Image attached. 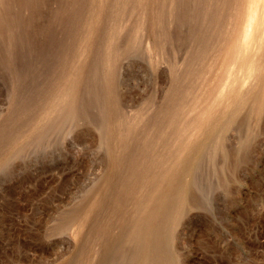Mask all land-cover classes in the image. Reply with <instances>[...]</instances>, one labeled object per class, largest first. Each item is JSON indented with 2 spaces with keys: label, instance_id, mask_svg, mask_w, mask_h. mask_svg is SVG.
<instances>
[{
  "label": "rangeland",
  "instance_id": "374dc122",
  "mask_svg": "<svg viewBox=\"0 0 264 264\" xmlns=\"http://www.w3.org/2000/svg\"><path fill=\"white\" fill-rule=\"evenodd\" d=\"M4 1L5 3H3ZM6 1L9 0H0L2 2L0 6L5 4L2 6L4 10L0 7L3 10V13L0 10V15L1 13L2 15L9 13V17L6 16L8 18L5 15L0 16V19H7V22L2 20L4 23H1L2 21L0 20V29L3 28V31L6 32L5 35L8 34L6 35L8 39L4 36L5 40H7L4 42V38L1 36V33L2 35L4 33L1 29L0 147L3 149H0V264H93L96 260L94 264H120L121 261L122 264H139L137 263L139 261L138 254L142 247H138L141 244L136 240H132L134 238L130 236L122 224V217H119L123 215V210L128 212L133 208L132 199L134 193L120 188L123 186V178L129 172H127V167L132 161L138 159V156L144 157V160L147 158V154L151 156L165 150L164 147L159 146L148 151L141 150V153L139 151L140 147L135 145H140L138 143L139 139H143L145 134L146 137L148 136L146 139H151L153 136L156 139L159 135V129H162L164 124H166L164 128L168 126V118H164L165 114L163 116L165 120L162 121L160 119L162 122L158 118L156 119V115L159 116L160 111L159 113L157 111L156 115L154 112L160 107L159 105H161V112L168 114V108L171 106L176 107L179 104L178 106H182L185 113L191 100L190 93L193 90H197L204 82V79L200 77L205 72L204 69L208 62L206 60L211 58L214 47H211L212 52L209 49L210 55L207 54L206 56L208 58H204L205 56L203 55H206L205 52L209 50H203V52L198 48L203 43L205 35L207 34L206 38L209 37V33H207L208 27L203 22L204 27L198 23L203 20L199 21L202 18L199 13L204 11L203 8L207 9L208 2L206 3V0H200V2L195 0L196 4L193 0H184L183 2L178 0L179 3L182 2L187 6L186 9L183 8L182 3L179 4L177 0H174L175 3L172 4L170 16L168 15L170 6L168 3L165 5L166 8L162 9L165 11H162L163 13L160 15L163 19L161 25L163 32H158L162 35L163 44L165 43L161 47V52L165 56L161 59L160 53L153 47V31L147 29L138 34L136 33L137 14L131 8L132 4H130L135 0H125V6H123L120 18V24L123 23L122 29L116 36L111 35V29L114 24V12L117 4L115 0L106 1L104 22L96 37L88 39L87 42L84 41L82 32L83 26L85 27L84 19L92 11V0H81L80 2L75 0L76 4L74 5H77V2L80 5L85 3L82 6L77 5L78 7H73V0H70L71 2L67 0L65 4L67 6L63 8V13L68 10L66 15H69L70 18L63 13L61 14L64 15V18H69L68 22L73 26L66 19H62L60 12L58 13L57 11V6H63L66 2L65 0H62L64 2L61 0L59 2L57 0H41L43 3L40 4H38L40 0H31V2H36L33 4H36L37 7L33 4L30 5V1L26 5L27 0L20 1L21 6L15 4L17 0H14L15 2L10 0L9 3H6ZM24 1L26 3L22 5ZM192 2L197 6L195 7ZM155 3H158L157 0ZM56 4L58 5L56 6ZM68 4H70V8ZM178 4L180 8H178ZM32 6L37 9L35 10ZM174 7L175 9H173ZM194 7L198 8L196 9L197 11ZM71 8H74V10ZM76 8L80 11L78 12ZM53 9H56L54 11L57 12L52 13ZM75 10L76 12H74ZM31 11L38 12H32V14ZM49 11L51 13L48 14ZM188 12H192V14L189 13L192 16L187 14ZM37 13L39 15L36 16ZM184 13L186 14L183 15ZM34 14L36 21L31 17ZM50 14L55 17L56 22H53L54 20L52 19L54 18L49 16ZM52 14L56 15L53 16ZM57 15H59V18L57 17L56 19ZM71 15L73 17L72 20ZM123 16L126 20L122 19L124 18ZM153 16V11L150 9L147 10L144 18L150 21ZM29 18L32 21L30 20V23H27L26 21ZM179 19L180 22L185 20L182 22V27L180 26L182 23L180 24L178 21ZM57 20H59L58 23ZM188 20L191 22L189 23ZM193 20L198 22L194 23ZM60 21L63 23H59ZM31 23L36 24L35 27L33 24L30 26ZM44 24L46 27L47 25L49 26L46 28ZM194 24L195 27H193ZM191 25L192 27H189ZM197 25L201 26L202 32L199 29L200 26L198 27ZM36 26L39 27V30L38 28L36 29ZM69 27L74 28L75 31L73 30V32ZM187 27L189 30H187ZM29 28L31 30L36 29V31H31ZM171 28H174L172 32L170 31ZM197 28L199 29V34L202 33L201 37L195 35L198 33ZM166 31L170 35L167 43L164 42L163 38ZM191 33L195 37L199 36L200 38H195ZM176 35L177 37H175ZM186 37H188V40ZM193 38L197 41L195 42ZM177 42H180V44ZM83 43L88 47L86 53H82ZM191 48H194L195 51L198 50L197 53L191 52L193 50ZM189 49H191L190 52L188 51ZM76 50L80 55H78L77 59L78 66L87 73H89V69L90 75H86L85 84L82 83L76 87L75 93L78 97V104L75 106V111L77 113H75V117L70 114L71 118H69L68 114L70 112L67 114V111L72 109L73 104L55 96L59 84L68 80L72 73V55L70 54ZM199 51H202L201 54L198 53ZM68 52L69 54H67ZM109 52L112 54L117 52L119 55L115 60L108 61ZM189 53L193 54L190 55ZM172 55L175 57H171ZM199 55L203 58L199 57ZM188 56L190 58H186ZM193 57L194 60L197 59L193 61L194 63L191 62ZM166 58L167 60L165 61ZM62 59L63 61L60 62ZM168 62L171 67L168 66ZM62 63L65 65H62ZM111 64L115 68V73L113 74L109 72ZM200 64L201 67L199 66ZM60 66L62 67L61 70ZM94 67L98 68L96 69L99 73L96 72L97 70L93 71ZM185 68L190 72L186 69L185 74ZM169 69H174L176 74L180 71L182 75H185L182 77L181 74L180 76L178 74L177 78L178 76L180 78L177 79L175 75V79H172L174 78V73L171 75L172 70ZM59 70L62 72V76L58 73ZM194 70L198 72L192 74ZM93 72L96 73L95 77ZM55 73L57 74L56 77L54 76ZM188 74L192 75V77L194 76L192 80ZM89 76H91V80ZM61 78H63L62 81H60ZM92 79H94V82ZM95 79L96 81L98 80L97 83ZM176 79L177 82L175 81ZM54 81L59 82L56 83ZM180 82L183 87H180ZM111 83H113V97L110 96L108 91V86ZM170 84L173 85V89ZM174 86L179 87V89L177 87L178 91ZM185 88H188L186 93L184 92ZM168 91H171L169 92L171 94ZM167 93L170 95L171 100L173 99V105L169 101L168 107L165 103V99L169 96ZM180 95L181 99L179 98ZM112 98H114L115 107L118 110L114 123L115 127L119 130L126 129L129 131V134L126 137H122L118 144L115 143L116 146L113 151L106 143L107 120L108 113L112 108ZM80 99H84L86 102ZM162 100L164 103L161 102ZM174 100H176V105ZM82 103L87 104L85 106ZM162 103L165 105L164 107ZM36 104L37 106H34ZM53 104H57V111L46 114L42 110ZM80 106L82 108L88 107L86 113L83 112L82 108L79 109ZM162 107H167V110L165 111ZM36 109L37 111H35ZM78 109L81 110L82 114ZM172 109L174 108L172 107L169 110L171 111ZM136 110L138 111L136 112ZM262 113H260V116L262 115L264 118V113ZM66 114L68 117L65 116ZM143 114L148 119L153 118L149 123H152L155 119L157 125V121L163 123L167 120V122L159 124L158 128L153 126L154 122L148 124L146 122L148 119ZM242 114L245 113L242 112L233 119L232 123L234 125L231 124L233 127L230 126L221 136H214L215 139L212 138L210 141H213V143H207L205 146L207 150L204 149L206 151L200 154L191 173L185 176L188 184L186 192L188 190L189 193L185 192L186 206L184 205L183 207L182 215L176 221H172L174 223L172 233H174H171L168 237L167 235L161 236V247L155 246L150 251L151 253L160 254L163 245H169L172 248L173 255L170 264H264V127H262L264 126V119L259 116L262 120V125L260 123L261 120L258 119L259 117L255 121L256 118L254 117V119L251 117V120L250 118L248 120L246 115L243 116V120L246 123L248 122V125L249 123L250 125L254 123L249 121H255L252 125L254 126L253 131L251 129L252 126L250 128L244 127L245 123L241 121ZM77 115L79 116L76 117ZM141 116L145 118H140ZM181 116L184 119L185 115L181 114ZM160 117H162V113ZM32 119L33 122L35 120L34 123L37 122L34 130H32L34 124H32ZM140 120L144 121V123ZM235 121L238 123H234ZM116 122L117 124L120 123V125H116ZM132 122L135 123L132 125ZM142 124L151 126L147 125L146 129L144 127L143 132ZM247 124L246 126L249 127ZM255 124H257V127ZM148 127H157L158 131L153 132L155 129H149ZM10 130H17L18 133L16 131L12 133ZM147 130L148 134L145 132ZM149 130L153 133L151 136ZM245 130H248L250 134H246L248 131L246 132ZM139 131H141L140 134L138 133ZM250 131H252V134ZM8 133H12L10 134L11 136H16L13 137L15 139L12 138V142ZM142 135L144 136L142 137ZM134 140L136 141L134 144L136 147L132 145ZM8 142L11 144L9 145ZM121 142L124 143L122 148ZM129 145L135 148V151H131V154H137H135L137 157L134 156L135 159L133 158L132 161L130 159L133 155L130 154V150L133 148L130 146L129 149ZM15 147H17V151H15ZM136 149L137 152L139 151L143 155L139 153L140 156ZM12 151H15V153ZM207 151L210 153L206 154ZM111 152L117 155V164L112 163L110 159ZM10 153L13 154L8 156ZM126 159L131 162L126 161ZM125 161L127 162L126 164ZM118 167L121 168L118 169ZM124 167L125 170L123 169ZM195 168L196 170L194 171ZM188 194L189 197H192L193 202L190 200L191 197L188 199ZM189 200L192 202L191 206L189 205ZM112 208L114 209L112 210ZM107 209L110 213H113L110 214L109 211H106ZM94 212L97 213L95 214ZM64 216L66 221L68 219L67 222L75 219L69 222L74 223L69 229L66 227V223L63 224L65 222ZM58 222H61L59 223L61 225L58 226ZM97 222H99V225ZM143 222L140 221V226L144 224ZM78 223L80 225L77 233H74V227L78 226ZM159 224L162 227L160 226L158 229L161 228V231H164L165 223L159 221ZM100 226L101 230H104L102 227L106 226L105 230L101 231L99 229ZM65 229L67 230L65 231ZM97 231L99 232L98 235L96 234ZM106 231L109 232L107 233ZM106 233L108 236H106ZM101 235L104 236L102 237ZM136 244H138L137 247L135 246ZM104 248L107 249L105 250ZM128 249L129 251L127 252ZM115 253L118 257L115 256ZM101 256L104 258L102 257V259Z\"/></svg>",
  "mask_w": 264,
  "mask_h": 264
},
{
  "label": "bare ground",
  "instance_id": "6f19581e",
  "mask_svg": "<svg viewBox=\"0 0 264 264\" xmlns=\"http://www.w3.org/2000/svg\"><path fill=\"white\" fill-rule=\"evenodd\" d=\"M9 1H6V3L7 2L9 3ZM13 1L14 0H12V2ZM17 1H16L15 4L16 5L18 4V6H21L20 5L21 3H19V2L20 1L22 2V0H19L18 3H17ZM28 1H30V3H31L30 5H32L33 3H36V2H33V1L31 2V0H27V3L24 1V3H22V5H24L25 3H26V5H28ZM40 1L38 2V4L43 3L42 1L41 2ZM44 1H46V0H44ZM57 1L59 2V0H57ZM57 1H56V3H57ZM65 1L66 2L64 3V5L61 6L62 8L60 6H57L58 4H56V6L58 7L57 8V11H58V13L60 12L59 14L61 15L60 17H62V19L64 18V15L63 14L66 15L68 13L67 12L68 11L67 9H66L67 11L65 10L66 13H63V11H64L63 8L67 6V5L65 6V4L67 3V0H65ZM76 1L73 0V2H74L73 3V7L74 6H77V5H80V4H78V2H77V5H74V4H76L75 3ZM80 1L81 0H79V2ZM92 1H93L92 2L93 3V5H92L93 8L91 6L92 11L90 12V15L84 19L85 20V22H84L85 27L83 26V32H82V34L84 35V41H86V42H87L88 39H92V38H95L96 37V35H97V33H98L101 25L103 24V22H104V18L103 17L105 16L106 1H108V0H92ZM115 1H116V4L117 5H116V8H115V12H114V14H115L114 15V24H113L112 29H111V35L112 36H114V35L116 36L121 31V29H122V24L123 23L120 24V22H121L120 21V18H121V15H122L123 6H125L124 5L125 0H115ZM155 1L156 0H135V1H133V3H130V4H132L131 8L137 14L136 33L138 34L139 32H143L144 30H147V29L152 30L153 31V37H154V39H153V47L155 48V50H157L160 53V57L162 59V57H164L165 55H164L163 52H161L162 51V48L161 47L163 45H165V43L163 44L162 35L159 34L161 31L163 32V27L161 26L162 23H163V19L160 17V15L163 13L162 11H165V10H162V9L166 8L165 5L168 3L169 6H170V8H169L170 10H169L168 15L170 16L171 13H172V7H173L172 4H174L175 1L174 0H157L158 3H155ZM179 1H181V0H179ZM183 1L184 0H182V2ZM193 1L196 2L197 0L196 1L193 0ZM62 2H64V1H62ZM68 2H71V1L69 0ZM177 2H178V0H177ZM197 2H196V4H197ZM199 2H200V0H199ZM205 2L206 3L208 2L207 7L204 6L207 9L205 10V8H203L204 11L200 10L202 12H200V11H199L200 13L198 12L201 15V17H202L199 21H201L203 19L201 21V23H198V24L201 25L202 22H203L206 25V27H208V32L207 33H209V35H208L209 37L206 38L207 37V34L205 35V38L203 39V43H201V45H200V47L198 49L199 50H202V51L203 50H206L207 51L209 49L211 50L212 49L211 47H214L213 48V50H214L213 52L214 53L211 50V52L213 53V55L211 53V58H209L208 60H206L208 62L206 63V66H205L206 68L204 69L205 72H203V74L200 77L201 79H204L203 80L204 81L203 84L197 90H193L192 93H190L191 94V100H190V103H189V107L185 111V113H184V109L182 108V106H178L179 104L176 105L177 103H175V101L177 99L174 100V104L176 105V107L171 106L170 108H168V111H169L168 114L165 113V112H161L162 111L161 108H160L161 105H159L160 107L158 106L160 109L157 107L159 110L156 109L155 112L153 111L155 115H156V112L157 111H158V113L160 111L159 116L156 115V119L158 118L159 121H161L160 119H162V121H163V120H165L164 118H166V117L168 118V122H167V120L163 122V123H165V122L168 123V126H166V128H164L165 125H166V124H164L163 125V128L162 129H159V131H158L157 127L159 126V124H163V123H161L162 121L160 123H159V121H157L158 122V125H157L155 123L156 122V119H155V121H152V123L154 122L156 125L153 124V126H157V127L156 128L148 127L149 129L150 128L155 129L153 132H155L156 130L159 132L158 133L159 134L158 136L155 135V136H157L156 139L153 138L154 136L151 139H146V138H148V136L146 137V134H145V136L142 135V137L144 136L143 139H139L140 141L138 143L140 145L135 144V142H136L135 140H134V143L132 141V143H133L132 145L134 147H136V146L137 147H140V150H139L140 152H141V150H147V151L148 150H152V149H154L156 147H159V146L164 147L165 150L163 152L156 153V154H153L151 156H149V154H147V158L143 160V158H144L143 156H142L143 158H141L139 156L137 157L136 156L137 155L136 153L131 154L135 148H133L132 145H129V149H130V146H131V148H133L132 150H130V154L133 155V157L131 156L132 158L130 160L132 161L133 158H134V156H136L138 159L140 158L141 161L134 158L135 160L131 162L128 159H126V161L128 160L131 163L127 167L128 168L127 169V172L128 171L129 172H128V174L126 173L127 176H125V178H123L124 179L123 184L121 183L123 186L122 187L120 186L121 187L120 189L123 188L124 190H127V191L129 190L130 192H133L134 193L133 199H132L133 208L130 211H128V212L127 211L125 212L123 210V215L122 216H119V217H122V222L123 223L122 222L121 223L125 226V228L127 229V232L130 234V236L132 238H134L132 240H136V241L140 242V244H141L140 247H138V248H141L142 247V250L138 254L139 261L137 263H139V264H170L173 255H172V248L169 245H166V244L163 245L162 252L160 254L151 253L150 251L153 250V248L155 246L156 247L157 246H160L161 247V245H162V241H160L162 239L161 236H163V235H167V237L170 236V234L172 233V230H174L173 229L174 223L172 221H174V220L176 221V219L179 218L182 215V213H183V207H184L185 202H186L185 192H186V189L188 187V184H187V181H186L185 176L191 173V171L193 170V168L195 166L196 160L198 159V157L200 156V154L202 152H204V151L207 150V148H205V146L207 145V143L210 142L212 140V138L215 139L214 136H217V135L221 136V135H223V133L226 130H228V128H230V126H232L231 124H233L232 123L233 122V119L235 117L239 116V114L242 113V112H244L245 114H242L241 115V117H242V120L241 121H243L245 123V124L244 123L243 124H244V127H246V128H250V126H252L255 123V121H257L258 119L261 120L260 117L262 119H264L262 117V115L260 116V113H262V111H264V0H206ZM0 3H2V2H0ZM3 3H5V1ZM181 3H179V4H181ZM187 3H189V2H187ZM70 4H68V7H69ZM82 4L85 5V3H82ZM82 4L80 6H82ZM155 4H156V6L154 7ZM179 4H178V8H180L179 7ZM193 4H194L195 7L197 6L195 3H193ZM4 5L1 4L0 7H2ZM33 5L36 6V4H33ZM71 6H72V4H71ZM36 7L34 8L32 6V8H34L35 10L37 9ZM29 8L31 10H33L31 7H29ZM79 8L81 9V7H79ZM84 8H85V6H84ZM183 8H186L187 9V6L183 4ZM198 8H199V5H198ZM198 8H195V10L198 9ZM2 9H3V7H2ZM71 9L74 10V8H71ZM77 9L78 8H76V10ZM150 9L153 11L154 16L149 21V20H147V19L144 18V15L147 13V10H150ZM173 9H175V7ZM3 10H1L2 13H3ZM54 10H56V9H53V11L51 10L52 13L53 12H55V13L57 12V11H54ZM76 10L74 12H76ZM5 11H7V10L5 9ZM5 11H4V13H6ZM79 11L80 10L78 9V12ZM110 11H112V10H110ZM174 11H176V10H174ZM179 11H180V9H179ZM32 12L35 13V12H38V11H31V13ZM2 13H1L0 16H4L5 15V17H6L9 14V13H7V15L6 14H3L2 15ZM49 13H51V12L49 11L48 14ZM61 13H63V14H61ZM69 13H70V10H69ZM189 13L192 14V12H188L187 14H189ZM185 14L186 13H184L183 15H185ZM37 15H39V14L37 13L36 16ZM52 15L55 16L56 14L55 15L52 14ZM74 15H76V14H74ZM34 16H35V14L32 15L31 17H33L34 18V21H36ZM49 16H51V14ZM190 16H192V15H190ZM8 17H6V18H8ZM11 17H13V16H11ZM57 17L59 18V15L56 16V19H57ZM125 17L122 18V19L124 20ZM52 18H54V19H52V20H54L53 22H56L55 17H52ZM69 18H70V16H69ZM69 18L66 19V17H65L64 19H66L67 22H68ZM72 18L73 17L71 15V20H72ZM176 18L178 19V17H176ZM75 19H76V17H75ZM0 20L1 21L2 20H5V18L4 19H0ZM28 20L26 21L27 23L28 22L30 23V20L32 21L31 18H29ZM59 20H61V19H59ZM59 20H57V23H58ZM170 20H171V18H170ZM9 21H8V23H9ZM61 21L59 23H63ZM78 21H79V19H78ZM178 21L180 22V19ZM184 21L185 20H183L182 22H184ZM193 21L195 23L197 20H193ZM193 21H192V23H193ZM173 22H174V20H173ZM182 22H180V24ZM188 22H189V20H188ZM1 23H4V22L2 21ZM68 23H70V22H68ZM175 23H177V22H175ZM32 24L35 27L36 24L34 25V23H31L30 26ZM45 24H47V23L45 22ZM48 24H49V22H48ZM77 24H75V25H77ZM178 24H176V25H178ZM200 25H197V26L199 27ZM48 26L49 25H47V27ZM180 26L182 27L183 26V23ZM201 26L204 27L203 24ZM201 26L199 27L200 31L203 30V29H201ZM6 27H5V29H6ZM45 27H46V25H45ZM78 27H79V24H78ZM189 27H192V25L189 26ZM193 27H195V24L193 25ZM37 28L39 30V27L38 26H36V29ZM69 28H71V27H69ZM74 28H75V26H74ZM74 28L73 29L71 28L72 31L73 30L75 31ZM157 28H159V30H157ZM1 29H2V31L4 30L3 28H1ZM1 29H0V31H1ZM7 29H8V27H7ZM36 29L35 30L34 29L33 30L30 29V30L31 31H36ZM172 29H174V28H171L170 29L171 32H172ZM199 29L197 30V32L199 31ZM187 30H189L188 27H187ZM176 31H178V30H176ZM176 31H174V32H176ZM174 32H173V34L175 35ZM179 32H180V28H179ZM3 33H4V35H2V33H1V36H3V38H4V36L8 35V34L5 35L6 32H4V31H3ZM181 33H183V32H181ZM191 35H192V33H191ZM191 35H189V36H191ZM195 35H199L200 36V35H202V33L199 34V32H198ZM195 35H192V36L195 37ZM169 36L170 35H169L168 31H166L164 33V36H163L164 42L167 43V41H169ZM199 36H196V37L200 38L201 36L200 37ZM175 37H177V35ZM188 37H186L187 40H188ZM6 38H7V36H6ZM6 38L3 39L4 42L7 41V40H5ZM195 38H193L194 41H195ZM1 39H2V37H1ZM189 39H190V37H189ZM136 41H137V39H136ZM173 43L175 44V42H173ZM178 44H180V42ZM192 44H195V43L192 42ZM198 44H200V43L198 42ZM82 46H83L82 53H86L88 51L87 45H85V43H83ZM190 46H191V44H190ZM195 46L197 47L196 44H195ZM193 47H194V45H193ZM191 49H193L191 52L194 51V52L197 53V51H198V50L195 51L194 48H191ZM191 49H189L188 51L190 52ZM69 50H71V49H69ZM210 50L208 52H205L206 55H203L202 54L203 56H205L204 58H208L206 56H207V54L210 55L209 54L210 53ZM111 52H109L110 54L107 56V60L108 61L115 60V58L118 57V55H119V53H117V52L115 54H112ZM201 52L199 51L198 53L201 54ZM67 54H69V52ZM189 54L191 55L193 53H189ZM70 55H72V59H71L72 60L71 61V63H72V65H71L72 73H71V75H70V77H69L68 80H66L63 83H60L59 84V87H58V90H57L56 96H55L58 99H63L64 101L71 102L73 104V107H71L72 109L71 110L68 109L70 111H67V114H68V112H70L68 114L69 115V118H71V115H74V117H75V113H77L75 111V106H77V104H78L77 103L78 102V97H77V95L75 93L76 87L79 86L82 83L85 84L86 83L85 81L87 79V76L86 75L87 74L90 75L89 74L90 73V70L89 69H88L89 73H87L81 67H79L78 64H77V59H78L79 52H77V50H76L73 53H71ZM173 56L174 55H172L171 57H173ZM189 56L186 57V58H190ZM99 57H100V55H99ZM196 57H198V56H196ZM199 57H201V56L199 55ZM201 58H203V57H201ZM166 60H167V58L165 59V61ZM196 60H194V57H193V60H191V62L196 61ZM61 61H63V59L60 60V62ZM96 61H98V60H96ZM177 61H179V60H177ZM206 61H204V62H206ZM201 62H202V60H201ZM94 63L96 64V62H94ZM201 64L199 65L200 67H201ZM62 65H65V64L62 63ZM112 65L113 64H111L110 67H109L110 74L115 73V68ZM169 65H171V64L168 62V66ZM193 66H194V64H193ZM193 66H192V68L194 69ZM169 67H171V66H169ZM174 67H175V65H174ZM59 68L61 70L62 67L60 66ZM96 68L97 67H94L93 68V71L94 72H95V70L98 69V68L97 69ZM186 69L187 68H185V74H186V71L188 70V69L187 70ZM60 70H59V72L57 71L59 74L62 73ZM169 70H172L171 71L172 72L171 75L174 73V78H172V79H175V75H176V78H177V75L179 74V76H180V74H181L180 71H179V73L177 72L178 74H176V71L174 72V69H169ZM180 70L182 72V68ZM66 72H67V70H66ZM96 72H98V70ZM192 72H193V70H192ZM195 72H198V71L197 70L196 71L194 70V73H192V74H195ZM93 73H91V74H93ZM94 74H95L94 75V77H95L96 76V73H94ZM56 75L57 74L55 73L54 76L56 77ZM64 75H65V73H64ZM184 75H182V77H184ZM61 76H62V74H61ZM179 76H178V78H180ZM90 77L91 76H89V79H90ZM185 77H187V76H185ZM190 77H191V80H192V78L194 76L192 77V75H191ZM92 78H93V76H92ZM54 79H56V78H54ZM62 79L63 78H61L60 81H62ZM96 79H97V77H96ZM96 79H95V81H96ZM177 79L175 80L176 82H177ZM98 80H99V78H98ZM98 80L96 81V83L98 82ZM182 80H184V79H182ZM92 81L94 82V79H92ZM92 81H91V83H92ZM54 82H56V81H54ZM54 82H51V83H54ZM57 82H59V81H57ZM183 83H185V82L183 81ZM173 84L175 85L174 82H173ZM178 84H179V82H178ZM178 84H176V85H178ZM82 86H84V85H82ZM170 86L172 87L173 85L170 84ZM181 86H182V83L180 84V87ZM85 87H86V85H85ZM177 87L174 86V88H176V90H177ZM112 88H113V83L109 84V86H108V91L110 92V96L111 97H113V94H112L113 93V90H112ZM53 89H54V87H53ZM172 89H173V87H172ZM178 89H179V87H178ZM180 90H181V88H180ZM169 92H171V91H168V93ZM184 92L185 93L188 92V88H185V91ZM167 94H166V96H168L171 93H169L168 95ZM168 97H169V99H168ZM168 97L165 100L167 102L171 101V103L173 105V101H172L173 99L171 100L170 95ZM179 98L181 99V95H180ZM98 99L101 100L100 97H98ZM41 100H43V99H41ZM80 100L85 101L84 99H80ZM111 100H112V108H111L110 112L108 113L107 135H106V138L107 139H106V143L108 144V146H110V149L113 151V148L116 146L115 143L118 144V142L121 141V138L122 137H124V136L126 137V135L129 134V131L126 130V129L125 130H119V129H117L115 127V124L114 123H115V118H116V114L118 113V110L115 107L114 98H112ZM166 101H165V103H166V106H167V104H170V102L167 103ZM161 102H163V100ZM87 103H85L83 105L86 106ZM163 103H162V105H163ZM37 104L39 106V103L38 102H37ZM37 104L34 105V106H37ZM45 104H46V102H45ZM164 106L165 105H163V107ZM163 107H162V109H165V111H166L167 110L166 109L167 107L166 108H163ZM172 107L174 109H172L170 111L169 109H171ZM36 108L39 110L38 107H36ZM40 108L42 109V107H40ZM80 108H82V107L80 106L79 109ZM85 108H86V110H84ZM85 108H82V110H83V112L86 113L88 107H85ZM37 109L35 111H37ZM57 109H58L57 104L56 105L53 104V105H50V107L44 108L42 110L46 114H49V113H51L53 111H57ZM142 109H144V108H142ZM79 111L81 112V110H79ZM137 111L138 110H136V112ZM80 112H79V114H80ZM37 113L39 114V112H37ZM40 113H41V111H40ZM141 113H142V111L139 114L141 115ZM161 113H162V117H160ZM67 114L65 115L66 117H68ZM81 114H82V112H81ZM154 114H153V116H154ZM164 114H165V117L163 118ZM166 114H167V116H166ZM181 114L185 115L184 119H183V116H181ZM245 115L248 117V120H249V118L251 120V117H252V119L256 118L255 121H249V122H254V123L253 124L251 123V125L249 123V125H248L247 124L248 122L246 123V121L243 120V116H245ZM78 116L79 115H77L76 117H78ZM144 116H141L140 118H142ZM145 117L147 118V116H145ZM150 118H152V117H150ZM152 119H148V121L146 120V122L148 124H152V123H149V122H151L150 120H152ZM117 120H119V119H117ZM239 120H238V122L241 124V122ZM31 121H32V124L35 122V120L33 122V119ZM236 121L234 123H238ZM141 122L144 123V121H141ZM134 123L132 122V125ZM260 123L262 124V120H261ZM246 124L249 127H247ZM36 125H37V122L33 124L32 130L35 129ZM116 125H120V123L117 124V122H116ZM147 125H145V124L143 125V127H142L143 128V132H144V127L146 129ZM256 125L257 124H255V126ZM139 126H140V124H139ZM148 126H151V125H148ZM253 127L254 126H252V128H251L252 130L254 129ZM262 127H264V126H262ZM261 129H259V130H261ZM12 130H10L12 133L15 132V131L18 133L17 130H14V131H12ZM137 131H138V129H137ZM140 132L141 131H139L138 133L140 134ZM145 132H147V134H148V130L145 131ZM151 132L152 131H150V133H149L150 136H151V134H153ZM250 132L252 134V131H250ZM256 132H257V128H256ZM12 133H10V134H12ZM10 134L8 133V135L11 137L9 139L12 142V138L15 135L14 136H11ZM156 134H157V132H156ZM166 134L167 135L170 134V135L167 136ZM246 134L249 135L250 134L249 131ZM5 137H6V135H5ZM13 139H15V138H13ZM5 143H6V141H5ZM210 143H213V141L210 142ZM8 144H9V142H8ZM13 144H15V142H13ZM122 147H124V143L123 142H121V148ZM126 147H128V146H126ZM1 148L2 147H0V149ZM15 148H16L15 151H17V147H15ZM129 149L127 148V150H129ZM204 149H206V150H204ZM15 151H12V152L15 153ZM139 151L137 152V149H136V152L138 154L140 153ZM115 152H117V151H115ZM208 152L209 151H207L206 154ZM13 153H10L8 156L12 155ZM125 153H126V151H125ZM146 153H145V155H146ZM120 154H121V152H120ZM127 154H129V153H127ZM141 155H143V154H141ZM202 156H204V155H202ZM5 157H7V156H5ZM120 157H121V155H120ZM110 159L112 160V163H116L117 164V161L118 160H117V155H115V153L111 152V158ZM126 161H125V164L127 163ZM122 164H123V162H122ZM125 166H127V165H125ZM120 168L118 167V169H120ZM123 169L125 170V167ZM124 170H122V171H124ZM195 170H196V168L194 169V171ZM116 179H117V177H116ZM190 185H192V184H190ZM187 192H188V190H187ZM190 197H189V194H188V199H190ZM190 200L193 202L192 197H191ZM191 201L189 202L190 203L189 204L190 206L192 205V202ZM110 204L113 205L111 202H110ZM99 207H100V204H99ZM101 209H102V207H101ZM113 209L114 208H112V210ZM106 211H109V210L107 209ZM94 213L96 214L97 212H94ZM109 213H110V211H109ZM112 213H110V214H112ZM72 215H71V217H72ZM92 215H93V213H92ZM63 218L65 219V222L63 224L66 223V225H67L66 227L68 229L71 228V226L74 225V223H69V222L70 221H73L75 219H72L71 218L72 220H69V222H67L68 219L66 221L65 216ZM69 218H70V215H69ZM108 220H109V218H108ZM102 221H104V220H102ZM140 221H144L143 222L144 224L141 225V226H140V224H141ZM159 221H162V223H165L164 224L165 225V230L164 231H161V228H159L160 230L158 229V227L161 226L160 225L161 223L159 224ZM61 222H58L57 223L58 226L61 225V224H59ZM67 223H69V224H67ZM98 223L99 222H97V224ZM97 224H96V226H97ZM77 225L78 226L74 227L75 228L74 231H73L74 233H77V230H78V227H79L80 224L78 223ZM100 225H102V224L100 223ZM105 227L106 226H104L102 228H104V230H105ZM99 229L101 230V226H100ZM61 230L63 231L62 228H61ZM66 230L67 229H65V231ZM104 230H101V231H104ZM97 232H96V234L98 235L99 232L98 233ZM107 233H106V236H108ZM97 235H96V237H97ZM109 235H110V233H109ZM98 239H100V238H98ZM108 239H109V237H108ZM126 244H128V243H126ZM131 244L134 245L133 243H131ZM121 245H122V243H121ZM137 245L138 244H136L135 246L137 247ZM109 247H110V245H109ZM124 249H125V247H124ZM131 249L133 250V248H131ZM112 251H113V249H112ZM128 251H129V249L127 250V252ZM103 256H101V258ZM115 256L118 257V255H116V253H115ZM121 257H119V258H121ZM138 258H136V259H138ZM122 260H124V259H122ZM134 261H135V259H134ZM85 262H86V260H85ZM91 262H92V260H91ZM91 262L89 261V263H91ZM83 264H85V263H83ZM120 264H122V261H121Z\"/></svg>",
  "mask_w": 264,
  "mask_h": 264
}]
</instances>
